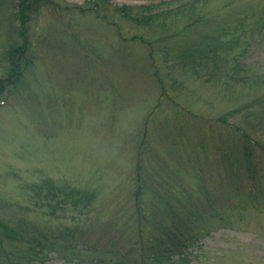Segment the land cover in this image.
I'll return each mask as SVG.
<instances>
[{
	"label": "rangeland",
	"instance_id": "rangeland-1",
	"mask_svg": "<svg viewBox=\"0 0 264 264\" xmlns=\"http://www.w3.org/2000/svg\"><path fill=\"white\" fill-rule=\"evenodd\" d=\"M21 1L0 0V82L28 46L22 80L0 96V224L75 230L95 250L56 244L47 264H117L106 243L137 213L141 177L144 211L199 218L200 241L169 264H264V193L247 195L238 132L264 183V0H52L25 26ZM46 181L74 202L94 195L92 209L68 203L53 219L34 205ZM137 225L120 245L139 240ZM5 236L0 264L27 254Z\"/></svg>",
	"mask_w": 264,
	"mask_h": 264
},
{
	"label": "trees",
	"instance_id": "trees-1",
	"mask_svg": "<svg viewBox=\"0 0 264 264\" xmlns=\"http://www.w3.org/2000/svg\"><path fill=\"white\" fill-rule=\"evenodd\" d=\"M51 1L52 0H22L21 3H19V19L23 26H25L27 23L28 17H26V14L34 11V9H36L37 7L49 8L50 6H53L51 4ZM84 1H89V3H91L92 5L94 4L96 8H100V6L105 5V2L107 0ZM124 13L126 15V12ZM127 17H129V15H127ZM150 19L151 18H149V20ZM132 20L134 19L132 18ZM143 22L145 23V21ZM22 35L27 42L28 40L25 37L26 34L24 33V31ZM216 47L217 46H215V48ZM27 49L28 46L27 48H22V50H17L10 53V58L13 59L10 61L12 68L7 79L1 80L0 82V96L3 94L6 88L16 87L22 80L23 70L21 68V63L23 58L25 57L24 53ZM214 50L215 49H213V51L211 52H207V54L200 51V53H194V55H197V58H200L201 60V58H209L210 56H213L215 54ZM238 69L239 68H237L236 71ZM221 123L227 124V121L222 120ZM238 132L242 137H244L246 141V164L242 165V172L244 171L245 181L247 182L246 191L249 193L247 195L255 198L259 194L264 193V183H262L258 179L260 174H257L256 171L253 170V166H251L250 163L251 161H249L250 159H253L252 157H250L251 155L249 154V152L251 151L250 148L253 147L254 141L250 139L247 134L243 133V131ZM139 167H141V171L142 164H140ZM237 175L238 173H236V176ZM145 187V179L142 180L141 177H139L137 182V191L134 196L137 213L128 220L124 221L123 227H126V229L123 227L120 228V224L112 225L115 229L118 227L119 229H116L115 237L108 239L106 243L107 248L104 251V255L110 257L117 256L119 258L118 262H116L117 264H169L171 261H173L174 256L183 254L186 250H189L192 246L198 244L201 239V233L196 232V228H198L197 223L195 224L193 222L197 219L199 222V218H196L195 216V219H193V216L187 218L186 215H180L175 212L173 209L168 207L167 204L166 207L167 209H169V211L167 210L165 212H162L160 209H154L153 205L151 206V210L149 209L147 211H144L143 207L146 206H144L143 204V189ZM32 189H36L39 192L36 193L35 198L37 201L34 203V205L43 206L42 204H45L46 207L51 210L49 216L53 219H58L57 216L60 212H63L61 210H63L65 208L64 206H66L68 203L75 204L74 206H76V208L80 206L78 203H84V205L82 206L85 208L83 209H92L95 199L94 195V198L93 196L92 198H88V193H84L83 195L79 193L78 195L82 198L74 202V192L66 193L64 192V190H62L63 188H58L56 185H54V183L49 181L36 185L32 187ZM239 192L241 193L240 190ZM134 221L135 224H138V228L140 227V231L142 230L141 226L143 222L147 224L146 229L142 231V235L140 236L138 241L130 243L128 245L125 244V247H123V245H120V243L123 242V239L129 238L131 239V241L135 240V237L128 233L134 228ZM115 222H118V220ZM77 231L80 232L79 230ZM3 232H6V236L4 238H7L8 241H13L11 243L12 245H10L9 247L14 249L16 243L26 244L27 247V254L23 256L19 254L17 255L14 252H5L7 254V256L5 255V261L7 264H47L50 256L55 251L56 244L60 243L64 245V249L68 247V250L70 249L71 251L76 252V258L83 252L94 253L95 251L94 249L85 246V249H79L81 245L78 244V233L75 230H69L59 234L46 235L41 233H34V231H31V228L26 224H19L18 228L16 229H12L9 226L0 224V233ZM125 233L126 235L124 236ZM100 243L102 244L101 241ZM102 249L104 250L103 247ZM98 251L99 250L97 249V252ZM59 256L67 259L66 253L62 252V254H58V257ZM99 262L101 264H110V262H105L103 260H100Z\"/></svg>",
	"mask_w": 264,
	"mask_h": 264
}]
</instances>
